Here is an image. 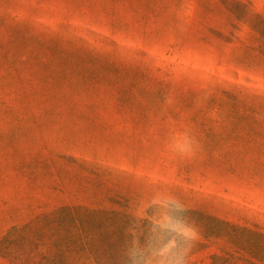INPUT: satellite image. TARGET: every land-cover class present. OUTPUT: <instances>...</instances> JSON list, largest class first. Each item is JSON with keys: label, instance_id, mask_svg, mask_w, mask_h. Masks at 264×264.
I'll use <instances>...</instances> for the list:
<instances>
[{"label": "rangeland", "instance_id": "1", "mask_svg": "<svg viewBox=\"0 0 264 264\" xmlns=\"http://www.w3.org/2000/svg\"><path fill=\"white\" fill-rule=\"evenodd\" d=\"M0 264H264V0H0Z\"/></svg>", "mask_w": 264, "mask_h": 264}]
</instances>
